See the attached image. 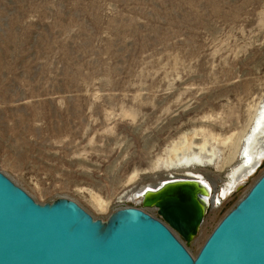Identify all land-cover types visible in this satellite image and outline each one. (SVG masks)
I'll use <instances>...</instances> for the list:
<instances>
[{
	"label": "rangeland",
	"instance_id": "1",
	"mask_svg": "<svg viewBox=\"0 0 264 264\" xmlns=\"http://www.w3.org/2000/svg\"><path fill=\"white\" fill-rule=\"evenodd\" d=\"M263 104L264 0H0V172L40 204L107 222L183 154L219 191ZM263 174L209 209L193 257Z\"/></svg>",
	"mask_w": 264,
	"mask_h": 264
},
{
	"label": "water",
	"instance_id": "2",
	"mask_svg": "<svg viewBox=\"0 0 264 264\" xmlns=\"http://www.w3.org/2000/svg\"><path fill=\"white\" fill-rule=\"evenodd\" d=\"M186 179L139 195L159 218L125 208L103 222L67 199L40 204L0 172V264H264V174L196 257L208 205Z\"/></svg>",
	"mask_w": 264,
	"mask_h": 264
},
{
	"label": "bare ground",
	"instance_id": "3",
	"mask_svg": "<svg viewBox=\"0 0 264 264\" xmlns=\"http://www.w3.org/2000/svg\"><path fill=\"white\" fill-rule=\"evenodd\" d=\"M245 142H246L245 144L246 147L243 152L242 162L239 163V165H237L232 170L231 173L232 175L227 180L228 184L224 185L222 189H220L219 191H214L213 186L212 184H210V182L209 183L208 181L206 182V180L203 177L200 178L196 173L192 172V169L188 168L192 161L195 162L197 161V163L200 164L199 166H201L202 161L208 159L209 157H204L197 154H195V157H192L191 155L186 156V154L185 155L183 154L182 157H179V161L181 162L182 160H185L184 162H186V164L188 165L187 168L183 170L184 171L182 174L183 178H179L180 176L178 177L177 175L170 173L166 175L167 180L160 181V183L156 187L146 186V188L140 190L137 193L136 197L139 198L140 202L142 203V198H140L139 195L142 194L145 190H156L158 187L161 186L162 183L169 181L187 180L185 177L190 179L195 178L197 182H200L205 187L204 195H202L201 198L202 200H204L206 205H208V211L209 209H213L216 206V203L218 204L222 203L223 199L221 197L228 199L229 194L231 193L233 188L238 186L241 181L248 178L251 173H254L258 168V164L261 163L264 158V104L262 105V107H259L258 114L252 124V127L248 133ZM176 158L178 159V157Z\"/></svg>",
	"mask_w": 264,
	"mask_h": 264
},
{
	"label": "built area",
	"instance_id": "4",
	"mask_svg": "<svg viewBox=\"0 0 264 264\" xmlns=\"http://www.w3.org/2000/svg\"><path fill=\"white\" fill-rule=\"evenodd\" d=\"M222 189V188H221ZM238 186H236L235 188H233V190H232V192L229 194L230 196L231 195H233V194H235V192H237L238 191ZM221 196H222V194H221ZM222 199H223V201L222 202H224V201H226L227 199L226 198H224V197H221ZM217 206H222V203H219V204H216Z\"/></svg>",
	"mask_w": 264,
	"mask_h": 264
}]
</instances>
